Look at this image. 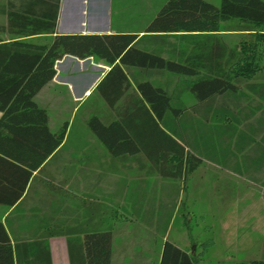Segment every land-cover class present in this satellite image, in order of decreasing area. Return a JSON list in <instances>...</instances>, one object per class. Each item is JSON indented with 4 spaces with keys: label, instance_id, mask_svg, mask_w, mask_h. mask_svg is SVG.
Masks as SVG:
<instances>
[{
    "label": "crops",
    "instance_id": "1",
    "mask_svg": "<svg viewBox=\"0 0 264 264\" xmlns=\"http://www.w3.org/2000/svg\"><path fill=\"white\" fill-rule=\"evenodd\" d=\"M69 1H60L58 35L133 33L139 36L138 47L143 50L154 49L165 40L144 37L146 27L140 32L114 27L113 5L105 8V0H95L97 4L80 0L87 15L83 27L67 25L66 20L77 16V2ZM96 6L100 11L103 8L102 13L106 11L111 27L105 26L104 18L94 17ZM101 66L94 63L93 56L80 60L65 55L55 63L54 78L34 97L36 105L47 112L49 133L56 134L66 126L58 147L50 151L53 140L41 131L2 134L0 224L10 240L14 264H89L84 238L109 228L110 264H155L153 247L159 249V264L165 242L189 252L169 239L176 214L167 218L166 213L162 220L153 207L156 205L157 211L164 206L169 209L174 200L168 197L170 191L200 189L191 185L200 167L183 181L161 177L143 152L111 155L87 125L92 116L87 105L94 101L96 86L111 69L109 64L107 69ZM132 70L142 72L125 68L129 77ZM101 71L105 73L97 74ZM74 103L87 109L79 120L75 117L72 121L64 117V111ZM185 114L177 120V138L181 142L185 138L180 121ZM213 122L232 126L233 154L227 156L238 174L233 176L261 186V198L252 205L260 207L259 217L264 220V105L261 110L255 106L233 108L223 117L214 116ZM157 191L159 196L154 199ZM152 193L153 200L149 202ZM181 218L183 225L191 220L183 214Z\"/></svg>",
    "mask_w": 264,
    "mask_h": 264
},
{
    "label": "trees",
    "instance_id": "2",
    "mask_svg": "<svg viewBox=\"0 0 264 264\" xmlns=\"http://www.w3.org/2000/svg\"><path fill=\"white\" fill-rule=\"evenodd\" d=\"M60 1L7 0L1 8L7 25L0 26V33L12 37L0 38V144L3 132L13 130L48 134L53 140L50 151L61 144L66 126L56 134L49 133L47 112L36 105L34 97L54 78L55 63L65 55L80 60L96 56L111 65L96 92L110 109H115L121 100L123 105L117 109L115 120L106 124L92 116L88 128L114 157L145 153L164 178L185 181L199 167L200 159L177 138V120L188 109L214 97L238 96L241 92L249 99H264V86L248 82L258 73L264 75L256 72L258 46L264 44V0H221L219 6L205 0H167L146 26L144 37L164 40L171 35L182 43L191 40L190 55L182 60L165 58L156 49L139 48V36L133 33L58 35ZM232 21L238 24L235 31L252 38V42H242L237 53L227 49L216 36L221 25ZM41 35L51 39L28 40ZM202 39L213 40L214 44ZM128 67L142 74L167 73L185 80L169 92L164 85L148 79L134 84L125 71ZM186 93L193 96L196 106L182 105L181 98ZM0 232V264H14L10 240L1 224ZM84 239L89 264H110V228ZM200 261L196 253L165 242L159 264ZM237 264H264V259Z\"/></svg>",
    "mask_w": 264,
    "mask_h": 264
},
{
    "label": "rangeland",
    "instance_id": "3",
    "mask_svg": "<svg viewBox=\"0 0 264 264\" xmlns=\"http://www.w3.org/2000/svg\"><path fill=\"white\" fill-rule=\"evenodd\" d=\"M93 1L96 4L98 2L91 0V2ZM102 1L104 2V0ZM205 1L215 6H219L221 2V0ZM69 2H77V16L75 19L70 18V21L66 20V23L68 22L67 25L75 24L74 26L80 29L87 18V15L83 13L86 7L79 3L80 0H70ZM105 2L107 9L113 5L112 23L114 27L119 26L125 30L140 32L167 0H113V4L110 0H105ZM6 5L7 0H0V11ZM101 9L103 11V8ZM95 10L98 11L94 17L104 18L105 26L111 27L106 11L104 10L105 12L102 13L98 6ZM5 25H7L6 16L0 13V26ZM237 28V22H228L221 25L220 31L216 35L227 49H232L236 53L242 46V42H252L249 34L235 31ZM11 37L7 33H0V38L3 40H9ZM50 39L51 37L48 35H41L28 40L47 42ZM206 42L209 45L214 44L213 40ZM163 43V45L157 44L154 49L159 50L165 58L182 60L190 55L191 50L188 44L193 42L187 40L182 43L177 36L169 35L165 36ZM257 54L258 70L256 72H264V44L258 46ZM93 58L94 63H102V68H109L103 60L96 56ZM99 73L105 72L101 71L97 74ZM256 76L250 78L248 82L264 86V75L258 73ZM130 77L134 84L136 81L148 79L151 82L164 85L169 92L179 88L185 80L174 76L169 77L167 73L147 75L135 70L130 72ZM262 88L264 90V87ZM94 93V101L87 105L91 115L106 124L115 120L117 109L120 110L123 101L117 103L115 109H110L105 103H102V99L96 91ZM181 102L187 108L196 106V101L190 93L184 94ZM76 105L74 103L72 108L64 111L66 119L73 121L76 117L79 120L81 115H84L83 110L87 108H80ZM263 105L262 97L249 99L242 92L238 96L224 95L214 97L194 109H188L180 121L181 132L185 138V141L182 140V142L185 143L190 153L200 159L199 172L191 182L193 187L200 189H178L173 193L170 191L168 197L171 199L174 197L170 205L172 209L170 207L166 209L164 206V208L161 207V211H157L156 205H154L153 210L154 213L160 214L162 220L166 213L167 218L176 214V219L171 225L169 239L189 252L194 249V253L201 256L200 264H237L264 259V220L259 217L260 207L256 209V206L252 205V202L258 197L261 198L262 189L259 188L261 186H257L255 181L246 183L233 176L238 174L232 170V159L227 156L233 154L230 141L232 126L213 122L214 116L223 117L227 110L242 106H255L261 110ZM157 196H159L158 191L154 194V199ZM147 200L149 202L153 200V193ZM177 209H179L178 213L175 211ZM182 214L191 219L189 223L183 225ZM258 217L260 219L256 220ZM159 242L161 243V241H156V243ZM153 251L156 264L159 249L153 247Z\"/></svg>",
    "mask_w": 264,
    "mask_h": 264
}]
</instances>
